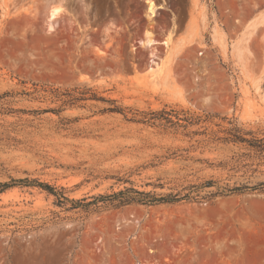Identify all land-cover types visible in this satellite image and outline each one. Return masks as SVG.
I'll return each mask as SVG.
<instances>
[{"label": "rangeland", "instance_id": "374dc122", "mask_svg": "<svg viewBox=\"0 0 264 264\" xmlns=\"http://www.w3.org/2000/svg\"><path fill=\"white\" fill-rule=\"evenodd\" d=\"M148 36L157 43L143 44ZM33 84L92 89L129 116H220L189 131L231 120L263 135L264 0H0V94ZM39 97L0 106L57 107ZM112 106L0 112V183L37 179L82 204L38 187L1 193L0 264H264V193L211 196L264 182V166L235 170L241 146L164 133L105 111ZM209 181L217 185L202 187ZM127 188L192 199L93 203Z\"/></svg>", "mask_w": 264, "mask_h": 264}, {"label": "trees", "instance_id": "16d2710c", "mask_svg": "<svg viewBox=\"0 0 264 264\" xmlns=\"http://www.w3.org/2000/svg\"><path fill=\"white\" fill-rule=\"evenodd\" d=\"M28 96L33 97L40 96L39 98L51 99L57 104L55 108H48L42 110H16L10 106L2 107L0 106V112L5 114H43L46 112H52L59 114L64 108L78 106L84 101L88 100H101L104 102L112 103V107L105 109L106 112L119 113L122 114L128 121L141 123L144 125L152 126L161 129L164 133H174L177 134L179 131L189 136L194 135H204L208 137L206 142L208 144H224V145H235L241 146L243 152L236 157H234V169L243 170L246 172H257L260 167L264 166V134H256L251 130H245L240 127L234 121L229 120L228 128L220 130L215 133H208V129L205 128L203 131H189V128L194 125H200L202 123L212 122L213 119L219 118V115H207L205 118L200 116H193L188 112L181 111V113L175 110L162 109L161 111H148V112H137L133 116H129L125 109L117 106L114 100H106L104 98H98L97 94L92 91V89H81V88H60L54 86H40L39 84H33L30 90H23L17 94L13 92H6L0 94V105H3L2 101L5 100V104H9L8 99L14 96ZM2 103V104H1ZM10 105V104H9ZM223 120H228L227 118H222ZM220 127V124H216ZM219 133L223 134L220 136ZM264 173V171H263ZM217 185V182L209 181L206 182L202 187H213ZM17 186L22 187H38L54 195L57 198L58 203L64 204L65 202L72 203L73 206L78 207L80 201L71 200L65 196L64 190H58L55 187L47 183L40 182L37 179H14L11 178L9 182L0 183V194L4 193L10 189ZM263 192L264 193V182H260L255 185L243 184L241 186L228 187L223 191H218L211 196H226L234 193H246V192ZM149 194L145 192L137 191L133 188H127L124 191L114 193L112 195H100L94 197L93 203H104L106 205L120 208L129 204L139 203V204H154V203H173L180 200H190L192 199L189 195L182 198L178 196H166V197H152L151 200H147ZM63 200L64 202H61ZM90 203L86 204L89 205Z\"/></svg>", "mask_w": 264, "mask_h": 264}, {"label": "bare ground", "instance_id": "6f19581e", "mask_svg": "<svg viewBox=\"0 0 264 264\" xmlns=\"http://www.w3.org/2000/svg\"><path fill=\"white\" fill-rule=\"evenodd\" d=\"M149 3V2H148ZM155 3H153V2H150V4H149V6H148V10H149V12L151 13V14H153L154 12H155V10H156V5H154ZM56 16H57V13L55 12H53V14L51 15V17H50V19L52 20V19H54V18H56ZM150 33H152V32H150ZM216 34H218V33H216ZM220 36V35H219ZM153 37H151V36H148L147 37V39L145 40V41H143V44L144 43H147L148 44V46L149 45H154V44H156L157 43V41L155 40V38H153ZM214 38H215V40L217 41L218 40V36L217 35H215L214 36ZM222 38V37H221ZM222 41H224L223 39H222ZM165 43H167V41H165ZM223 43V42H222ZM164 44V43H163ZM166 45H168V43L166 44ZM223 45V44H222ZM155 57V56H154ZM153 63L156 65V66H158V63H156L155 61H153ZM157 71V69H155V68H153V67H151L150 68V72H153V73H155Z\"/></svg>", "mask_w": 264, "mask_h": 264}]
</instances>
